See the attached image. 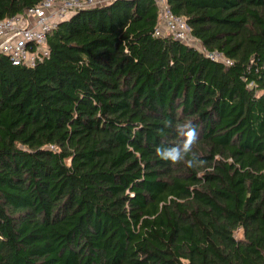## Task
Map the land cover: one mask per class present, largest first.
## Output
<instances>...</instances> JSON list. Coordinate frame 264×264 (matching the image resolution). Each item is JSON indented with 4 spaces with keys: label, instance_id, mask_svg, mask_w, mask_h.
<instances>
[{
    "label": "trees",
    "instance_id": "obj_1",
    "mask_svg": "<svg viewBox=\"0 0 264 264\" xmlns=\"http://www.w3.org/2000/svg\"><path fill=\"white\" fill-rule=\"evenodd\" d=\"M166 2L230 63L155 34V0L76 10L34 66L0 56V264H264V0ZM188 121L195 166L161 159Z\"/></svg>",
    "mask_w": 264,
    "mask_h": 264
},
{
    "label": "built area",
    "instance_id": "obj_2",
    "mask_svg": "<svg viewBox=\"0 0 264 264\" xmlns=\"http://www.w3.org/2000/svg\"><path fill=\"white\" fill-rule=\"evenodd\" d=\"M109 0H42L0 20V56H7L14 65L34 66L48 56L47 32L57 23L69 18L76 10L102 4ZM159 6V22L155 34L166 31L177 39L200 48L209 58L230 63L229 58L217 50H207L191 36L183 17L175 15L166 0H155Z\"/></svg>",
    "mask_w": 264,
    "mask_h": 264
},
{
    "label": "clouds",
    "instance_id": "obj_3",
    "mask_svg": "<svg viewBox=\"0 0 264 264\" xmlns=\"http://www.w3.org/2000/svg\"><path fill=\"white\" fill-rule=\"evenodd\" d=\"M170 121H165L166 125H169ZM176 130L183 138L180 143L170 148L157 147V155L164 160L171 161L172 163H179L185 160L187 157V163L189 166H195L197 159L196 154L193 152V145L197 140V130L191 121L178 124ZM202 163V162H200Z\"/></svg>",
    "mask_w": 264,
    "mask_h": 264
},
{
    "label": "rangeland",
    "instance_id": "obj_4",
    "mask_svg": "<svg viewBox=\"0 0 264 264\" xmlns=\"http://www.w3.org/2000/svg\"><path fill=\"white\" fill-rule=\"evenodd\" d=\"M109 1H111V0H109ZM109 1H105L104 3L109 2ZM102 4H103V3H102ZM98 5H100V4H98ZM93 6H95V5H93ZM236 235L239 237V236H240V231H237V232H236Z\"/></svg>",
    "mask_w": 264,
    "mask_h": 264
}]
</instances>
